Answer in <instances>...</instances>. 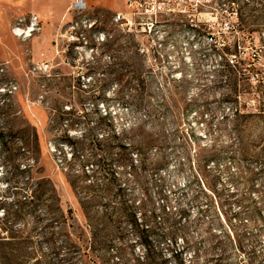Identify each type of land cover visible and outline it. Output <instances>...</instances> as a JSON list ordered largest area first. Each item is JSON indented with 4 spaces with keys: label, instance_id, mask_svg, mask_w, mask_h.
<instances>
[{
    "label": "rangeland",
    "instance_id": "rangeland-1",
    "mask_svg": "<svg viewBox=\"0 0 264 264\" xmlns=\"http://www.w3.org/2000/svg\"><path fill=\"white\" fill-rule=\"evenodd\" d=\"M59 2L0 0V251L264 264V0H87L80 15ZM32 14L42 31L13 36ZM38 186L49 201L32 212Z\"/></svg>",
    "mask_w": 264,
    "mask_h": 264
},
{
    "label": "trees",
    "instance_id": "trees-1",
    "mask_svg": "<svg viewBox=\"0 0 264 264\" xmlns=\"http://www.w3.org/2000/svg\"><path fill=\"white\" fill-rule=\"evenodd\" d=\"M255 57H249V63H246L245 61L243 62V60H241L238 64H249V68H254L256 65H255V62H257V55H254ZM231 64L234 65V63L236 62L235 60L231 59L230 60ZM243 62V63H242ZM246 68V67H245ZM35 139H36V142L38 141V137L37 135L34 136ZM68 142V141H67ZM4 138L2 135H0V145H4ZM68 144L70 145V142H68ZM157 170V169H156ZM74 181H71V185L72 187L74 188V190L76 191L77 194L79 195H82V194H87L89 192V189L91 186L87 185V180L89 179V176L86 175V173L84 174H80V175H75L74 177ZM29 191L31 192V196H29V198H26L24 200V202L22 203V207H30L31 206V211L32 212H36L37 208H40V205L41 207L42 206H45L46 202L49 201L48 199H44V193L39 189V186L37 188H34V189H31L29 188ZM55 193V191H54ZM53 200V205H52V210H49V214L51 215L52 213L56 215L57 218L61 220L64 219V213L61 209V203H60V198L59 196L57 195V193H55V197L52 198ZM25 205V206H24ZM163 211V217H159V221H158V217H154L155 219V225H156V229L158 230H162L163 227H167V231L165 230V232L162 231V236H172L171 234L174 233V228L173 227V224L171 222V218L169 216V214L167 212H165V209H162ZM22 213V212H21ZM21 213L17 215L18 218H20L21 216ZM51 220H54L51 219ZM60 221H56V222H59ZM58 223V224H59ZM2 242L3 245H12L11 241H0ZM25 248V247H24ZM12 250V249H11ZM27 250V247L26 249ZM9 256H12V254L10 255L9 253L7 252H3L0 251V264H16L15 261L13 259H10L8 258ZM157 258V261H153L154 263L153 264H168V260L169 259H163V258ZM22 264H30L29 261H25V260H22Z\"/></svg>",
    "mask_w": 264,
    "mask_h": 264
},
{
    "label": "built area",
    "instance_id": "built-area-1",
    "mask_svg": "<svg viewBox=\"0 0 264 264\" xmlns=\"http://www.w3.org/2000/svg\"><path fill=\"white\" fill-rule=\"evenodd\" d=\"M141 1V0H139ZM137 3V1H134ZM234 4V3H233ZM142 8L143 5H141ZM88 10V2L87 0H72L71 6L69 8V11L75 15H80L85 13ZM158 10H161L160 7L153 6L152 8H145L146 13H150L151 11H154L155 13L158 12ZM235 17H238V12H235ZM123 18L122 14H119L117 16L118 20H121ZM73 28V27H72ZM25 30V37H18V30ZM42 31V25L41 22L36 15H30L28 20L27 18H20L18 21H16V24L14 28H12V34L13 36L17 38H21L22 40H27L32 37H34L37 33ZM30 35V36H28ZM211 36V35H210ZM44 66V65H43Z\"/></svg>",
    "mask_w": 264,
    "mask_h": 264
},
{
    "label": "crops",
    "instance_id": "crops-1",
    "mask_svg": "<svg viewBox=\"0 0 264 264\" xmlns=\"http://www.w3.org/2000/svg\"><path fill=\"white\" fill-rule=\"evenodd\" d=\"M49 2L51 3V5H52V7L54 8V10L56 11V14L57 13H61V11H62V9L64 8V7H62L61 5H60V2H59V0H49ZM71 2H72V0H70V3L68 4V5H66V6H68V11H69V8H70V6H71ZM65 6V7H66Z\"/></svg>",
    "mask_w": 264,
    "mask_h": 264
},
{
    "label": "bare ground",
    "instance_id": "bare-ground-1",
    "mask_svg": "<svg viewBox=\"0 0 264 264\" xmlns=\"http://www.w3.org/2000/svg\"><path fill=\"white\" fill-rule=\"evenodd\" d=\"M18 37H25V30H22V29L18 30Z\"/></svg>",
    "mask_w": 264,
    "mask_h": 264
}]
</instances>
